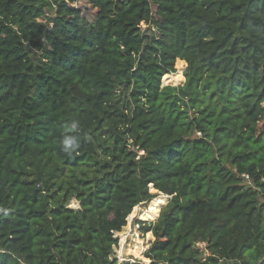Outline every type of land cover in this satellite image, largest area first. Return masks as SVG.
I'll return each instance as SVG.
<instances>
[{
  "label": "trees",
  "instance_id": "1",
  "mask_svg": "<svg viewBox=\"0 0 264 264\" xmlns=\"http://www.w3.org/2000/svg\"><path fill=\"white\" fill-rule=\"evenodd\" d=\"M122 229L121 264H264V0H0V264Z\"/></svg>",
  "mask_w": 264,
  "mask_h": 264
},
{
  "label": "rangeland",
  "instance_id": "2",
  "mask_svg": "<svg viewBox=\"0 0 264 264\" xmlns=\"http://www.w3.org/2000/svg\"><path fill=\"white\" fill-rule=\"evenodd\" d=\"M82 3H83V1H81V4ZM91 14H93V11L91 12ZM91 14L90 13L87 14V17L89 19L91 18ZM183 71H184V68H182L180 70L181 77H182V81H173V82H170V83L169 82L166 83V82H164L163 77H162V79H161V86L162 87H165V86H172V87H174V86H178V85H183V83H184ZM170 76H172V74ZM74 201L75 200H70L69 201V203L67 205V207L69 209H74L75 210V209H78L79 208L78 203L75 204ZM147 206H148V204H141V205L137 206L134 210H132L131 214L129 215V216H131L132 213L136 210L134 217H132L130 219V221H129V217H127V220H126V226L129 225V230L126 232L127 233L126 234V240L128 241V243L127 244H124V247L125 248H128V246L131 243V240H133L135 238H138V239L141 240V242H144L146 244V247L144 248V250L142 252V255L146 251V249H148V247H149L148 243H150V240L148 239V234H150V233H147V234H144L143 235V234L140 233V230L139 231H136L134 226L137 223H139V222L150 223V222H155L156 221V220L155 221H146V220H142L141 219V215H142L143 211H145V209L147 208ZM160 210H161V208H160ZM160 210H159V213H160ZM159 213H158V216H159ZM122 232H123V229L121 230V232L115 234L114 237L118 240V243H117V245L115 247H113V254L110 256L112 260H115L117 262V264H121V263H124V262H132V261H129L130 260L129 258L123 259L124 261L123 260L122 261H119V259L117 257V254H116L115 249H120V245H119L120 239L118 237V234H120ZM137 262H139V260Z\"/></svg>",
  "mask_w": 264,
  "mask_h": 264
},
{
  "label": "clouds",
  "instance_id": "3",
  "mask_svg": "<svg viewBox=\"0 0 264 264\" xmlns=\"http://www.w3.org/2000/svg\"><path fill=\"white\" fill-rule=\"evenodd\" d=\"M78 129V123L73 121L69 127V132ZM79 146V140L75 135H65L61 140V150L67 154H71Z\"/></svg>",
  "mask_w": 264,
  "mask_h": 264
},
{
  "label": "built area",
  "instance_id": "4",
  "mask_svg": "<svg viewBox=\"0 0 264 264\" xmlns=\"http://www.w3.org/2000/svg\"><path fill=\"white\" fill-rule=\"evenodd\" d=\"M81 3H80V1H77L75 4H74V7H78L79 5H80ZM54 7V6H53ZM55 8V7H54ZM52 15L50 14V13H46L45 14V18H48V17H51ZM40 21H45V19L44 20H40ZM140 154H143V151H141L140 152ZM245 179H247V177H245ZM140 226H141V224L140 223H137L134 227H135V230L136 231H139L140 230Z\"/></svg>",
  "mask_w": 264,
  "mask_h": 264
},
{
  "label": "crops",
  "instance_id": "5",
  "mask_svg": "<svg viewBox=\"0 0 264 264\" xmlns=\"http://www.w3.org/2000/svg\"><path fill=\"white\" fill-rule=\"evenodd\" d=\"M150 236H151V237H150V239H149V240H150V243H151V242H152L154 239H153V237H152L151 233H150ZM150 243H148V245H150Z\"/></svg>",
  "mask_w": 264,
  "mask_h": 264
}]
</instances>
